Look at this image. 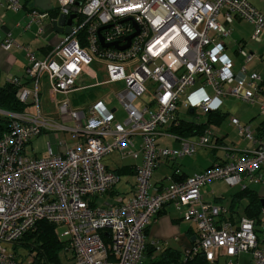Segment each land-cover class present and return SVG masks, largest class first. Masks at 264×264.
<instances>
[{
    "label": "built area",
    "instance_id": "built-area-1",
    "mask_svg": "<svg viewBox=\"0 0 264 264\" xmlns=\"http://www.w3.org/2000/svg\"><path fill=\"white\" fill-rule=\"evenodd\" d=\"M33 1L0 0V7L8 12L24 11L16 27L22 32L35 27L34 38L44 41L38 56L28 43L13 37L6 29V14H0V47H16L26 58L23 74L7 78L23 110L0 109L8 122L0 136V264L42 263L36 253L19 258L6 248L41 221L56 226L65 242L60 256L64 254L69 264H145L146 228L168 203L183 208V218L196 226L195 243L184 249V260L202 254L213 263L223 254L225 264H235L237 256L247 253L248 264H264V204L257 217L244 215L235 224L224 219V207L206 204L201 196V187L215 180L242 189L246 181L264 184L259 174L264 166V138H255L251 124L231 119L239 135L254 144L243 156L235 158L228 152L226 162L203 172L168 184H151L160 162L191 155L196 145L211 144L212 130L206 128L197 141L182 140L179 149L157 146V137L179 124L180 103L205 114L218 110L225 97L257 99L263 79L247 69L254 53L237 42L240 65L235 68L223 39L231 34L235 20H244L253 26L251 39L260 42L261 11L248 0H52L51 9L45 11L33 6ZM76 4L71 31H56L53 21L61 14L68 17ZM136 31L123 49L103 46L99 38L101 34L104 43L124 45ZM95 63L103 67L105 80L89 74ZM44 77L56 99L54 116L41 110ZM107 84L116 86V97L126 112L123 122L115 120L102 100L83 108L72 106L70 94ZM145 94L149 98L138 108L135 102ZM30 105L34 113L27 109ZM260 108L264 111L263 104ZM51 131L68 132L78 141L62 153L53 152L50 143L41 157L25 153L33 138ZM136 135L139 152L129 154L134 159L140 154L142 160L133 168L132 194L97 205L98 198L119 181L102 158L132 144ZM153 245L162 250L159 242Z\"/></svg>",
    "mask_w": 264,
    "mask_h": 264
},
{
    "label": "crops",
    "instance_id": "crops-1",
    "mask_svg": "<svg viewBox=\"0 0 264 264\" xmlns=\"http://www.w3.org/2000/svg\"><path fill=\"white\" fill-rule=\"evenodd\" d=\"M248 1L255 8L261 11V13L264 15V0H248ZM2 13L6 14L5 17L6 29L12 32V35L16 40L18 39L17 36L21 37L24 36V34L31 32V30L27 32H22L21 29L19 27H16L15 25L16 22L23 21L24 11L8 12L5 10L4 7L1 6L0 14ZM243 22L247 23V27H249L247 33L244 34L242 31L235 33V31L237 30L236 26L242 25ZM16 29L19 31L18 33L15 31ZM252 31H253V26L250 23L244 20H235L231 24V34L228 36L229 38L232 39V46H231L232 55L230 54L228 44L226 42V39L228 37L223 39V42L226 47L225 51L226 54L234 61L235 68H237L240 65V58L236 52V44L237 42L242 41L245 48L247 50H250L252 53H254L253 59L247 64V69L249 71L256 72L257 74H259L263 79V83H264V32L261 35V41H260L262 42L263 39V43L260 44V42L255 41L256 43H258L256 44L251 39ZM251 41L253 45H251L250 43ZM24 43L29 44V42H24ZM40 47L41 45H38V48ZM38 48L34 52L37 53L38 56H41V53L38 50ZM17 50L20 49L16 47H11L8 50H4L3 48L0 47V85L7 83L8 76L23 74L26 65V58L23 63L18 64V59L14 55V53H18ZM88 72L90 75H93L98 79H100L101 77L102 80L106 79V73L103 67L98 63L92 64L89 67ZM85 80L91 81L90 78H86ZM44 81L46 82L45 77L43 78L42 86L44 84ZM262 87H263L262 91L257 96L255 102H250V104L252 103L253 105L256 104L258 106L260 112L259 114H262L263 116L261 117V119L258 120V122L251 121L252 117L250 116L248 118L247 115L245 114H240V115L229 114L228 111L223 110V105H224V100L230 97L222 98L221 107L218 110L222 114H225V117L219 123L210 122L208 123V125H206V128H210L213 134L211 136L210 146L206 147V146L196 145L195 151L191 155H185L172 160L169 159L160 162L151 175V184L152 185L168 184L172 180L183 179L191 174L203 172L204 170L208 169L214 164L226 162L227 157L229 155L228 152H231L230 155H234L235 158H238L246 154L249 150H252L254 148V144L251 141H248L239 135L238 128L234 123H232L231 119L232 118L237 119L241 125L251 124L255 138L256 139L264 138V111H262L260 108L261 104L264 105V85H262ZM95 88H97V91L95 92L92 91ZM113 90L116 91V86L114 84H107L100 87L90 88L89 90H85L83 92L70 94L69 98L74 108H83L89 102L102 100L104 105L107 108H109L111 111H113V113L115 114L116 107L115 106L109 107L105 102L106 98L108 97V93ZM207 92L210 95H212V91L210 88H207ZM51 100L55 101V102L49 101V104L53 105L54 108L50 112L48 111L44 112L42 110V107L41 110L45 114L54 116V114L57 111L56 100L55 99L53 100V98H51ZM184 107L188 109L189 114H194L195 111L193 109L188 108L183 103L179 104L178 110L179 108H184ZM190 110H192V112H190ZM202 114L205 115V119L202 121H195L192 119L187 121H195L199 123L207 122V113L205 114L202 113ZM179 119L180 121L186 120L180 117ZM247 119L249 120L247 121ZM225 121L226 124L222 128V124ZM64 122L65 121H62V123ZM66 124L70 125L72 124V122L66 121ZM220 126L221 129H219ZM231 127H234V129H232ZM167 130L169 131V128H167ZM61 133H64V135L65 134L69 135L68 132H61ZM234 133L236 137L234 138V140L230 139V134H234ZM201 134L202 133L191 136H184V135L174 134L171 131H169V134L158 136L156 139V144L158 147L179 149L181 147L182 140L188 139L192 141H197ZM70 140H71L70 142H66L65 140H63L66 142V145L58 144V150L55 153H62L66 146H71L75 144L78 141V138L70 134ZM106 140L110 141L111 138L107 137ZM133 140L134 142L132 144H128V143L124 144L119 149L112 150L108 154L110 155L112 152L116 151L117 155L119 156V159L129 157L131 160H133L132 163L121 164L117 166L115 165L113 168H110L107 164H105V166L109 170L116 172L119 176V181L115 184L112 191L107 192L105 195H103V200L107 201L110 204L114 203L116 197L119 195L124 196V198H127L132 194V188L135 183V173L133 168L136 165L140 164L142 160L140 154L136 159L132 158L131 155L129 154V151L139 152L140 149V137L136 135L134 136ZM123 146L125 148L124 150H121ZM124 152L125 154H123ZM259 174L264 178V166L260 169ZM128 175L132 176L133 180L130 181L128 179H124L125 184L123 186V189L120 191L117 185L121 182L123 176H128ZM153 176H157V177L153 179ZM221 183H224L225 186L230 188L237 187V186H229L227 183L220 180L212 181L211 183H209V185L207 184L201 187L202 201L206 204L220 205L224 207L225 209L224 219L230 220L231 222L236 224L238 222L239 217L244 215L247 216L245 209L249 204L248 197L246 196L240 198L238 197L239 193L243 190L242 188L233 191L227 194L228 196H226L225 193H222L223 191L221 192ZM245 185H246V188H244L245 190H254V192L258 197L264 199V184L246 181ZM225 197H227L229 201L226 206H223L224 204L222 203ZM182 209L183 208L178 209L173 203H168L160 210L157 216L147 226L145 231L146 241L150 246L154 247L153 245L154 242H159V244L163 246L160 252H162L166 248H172L174 250L183 252L184 250L182 251L181 248L184 247V249H186L185 246L187 245L192 246L195 243L196 226L193 222L184 220L183 214L181 212ZM251 218H255V217H251ZM173 244H175L176 246H174ZM158 253L159 252L155 250V252L152 254L151 257L148 258L145 256L144 258L145 264H147L149 260L154 258ZM222 257L224 258V260H226V257L223 254H221V256L217 261L213 263L206 262L205 264H219L220 258ZM249 260H250L249 254L243 253L236 257L235 264H248Z\"/></svg>",
    "mask_w": 264,
    "mask_h": 264
},
{
    "label": "rangeland",
    "instance_id": "rangeland-1",
    "mask_svg": "<svg viewBox=\"0 0 264 264\" xmlns=\"http://www.w3.org/2000/svg\"><path fill=\"white\" fill-rule=\"evenodd\" d=\"M10 14V13H9ZM8 14V16H9ZM45 29L47 32L50 31V27L48 22L45 24ZM235 29V28H234ZM236 31L237 32H243L244 34L247 33V30H249V27H247V23L243 22L242 25L240 26H236ZM36 28L32 27L31 32H28L27 34H24V36H17V40L20 43H24V42H29L30 44V48L31 51H36V49L38 48V45H42L44 43V41L42 39L39 38H34V33H35ZM17 33L19 32L17 29L15 30ZM226 42L228 44V48L230 51V54L232 55V39L231 38H227ZM255 42V41H253ZM251 45H253L252 41L250 42ZM256 43V42H255ZM263 43V39L262 42H260V44ZM258 44V43H256ZM259 44V45H260ZM18 53H14L15 57H17L18 59V64H21L25 61V53L23 50H17ZM102 80V77L100 78ZM99 79V80H100ZM92 91H97V88L93 89ZM116 93L117 91H110L108 93V97L106 98L105 102L106 104L111 107V106H115L116 107V111L114 114L115 120L118 122H123L125 117H126V112L124 111L123 107L121 106V104L118 102V99L116 97ZM51 98H53V100L55 99L54 96L52 95V93L50 92V90H48V87L46 85V82L44 81V84L42 86V91H41V99H40V103H41V107L42 110L44 112L48 111L50 112L54 107L53 105L49 104V101H52ZM149 98L148 94H145V96H143V98H140L138 100H136L135 102V106H137L138 108H142L144 105V101L147 100ZM56 100V99H55ZM55 102V101H52ZM32 106V105H30ZM28 106V110L32 113L35 112V110L33 109V107ZM223 110L228 111L229 114H234V115H240V114H245L247 115V117L249 118L250 116L252 117L251 121H256L258 122L259 119H261L262 114H259V109L258 106L255 104L253 105L252 103L250 104V102H246V101H242L240 99H235V98H227L224 100V105H223ZM178 115L180 118L182 119H186V120H195V121H202L205 119V115H203L201 112H199L198 110L194 112V114H189L188 109L184 108H179L178 110ZM245 119V118H242ZM241 119V120H242ZM249 119H247L248 121ZM64 124H66V121L64 122ZM226 121L222 124V128L225 126ZM232 129H234V127H231ZM221 129V126L220 128ZM217 130V128H216ZM63 132V131H62ZM235 133L234 134H230V139L235 138ZM61 140H65L66 142H70V134H65L61 133V131H51V132H46L43 133L37 137H35L33 140H31L30 143H28L25 147V153L27 155L30 156H37V157H41L43 155L46 154L47 152V143L51 144V147L53 149L54 152H57L58 150V144L59 141ZM124 146L121 148V150H124ZM133 160H131L129 157L126 158H121L119 159V156L117 155L116 151L112 152L110 155L104 156L102 158V162L104 164H107L110 168H113L115 165H121V164H127V163H132ZM155 177L157 176H153V179H155ZM124 179H128L130 181L133 180V177L128 175V176H123L121 182L117 185L118 189L121 191L123 189V186L125 184ZM209 185V184H208ZM240 185H238L237 187L234 188H230L224 185V183H221V192L225 193L226 196H228L227 194L236 191L238 189H240ZM229 189V190H228ZM218 190V188H217ZM228 198L225 197L224 201L222 204H224L223 206H226L228 204ZM104 202L103 200V196L99 197L97 200V205H102ZM186 220V219H184ZM187 221V220H186ZM190 221V220H188ZM59 231L62 230V228H58ZM29 242L24 240V241H19L16 244H10V245H6V248L8 249V251H11L12 253H15L19 258L25 257L29 252L35 254L37 251L35 248H33L30 244H28ZM174 246H176L175 244H173ZM186 249L191 248V245H187L185 246ZM182 251L184 250V247L181 248ZM184 258V256H183ZM61 261L63 264H69L70 261H68V259L66 258V256L64 254H62L61 256ZM219 264H225V260L224 258H220V263Z\"/></svg>",
    "mask_w": 264,
    "mask_h": 264
},
{
    "label": "trees",
    "instance_id": "trees-1",
    "mask_svg": "<svg viewBox=\"0 0 264 264\" xmlns=\"http://www.w3.org/2000/svg\"><path fill=\"white\" fill-rule=\"evenodd\" d=\"M264 85V83H263ZM16 88L9 84L4 83L0 85V109L7 111H22L24 106L15 98ZM225 114L219 110L207 113V122L199 123L195 121L181 120L178 125L170 126L169 131L174 134L191 136L203 133L208 123H219ZM7 119L0 116V136L7 129ZM248 197L249 204L245 212L249 217H257L262 206L261 202L264 200L256 195L254 190L243 189L238 197ZM28 241L33 248L36 249V256L42 261L41 264H61V253L64 249L65 242L60 239L57 228L53 224L41 221L36 227L25 233L20 241ZM155 252L154 247L146 244L145 256L151 257ZM184 251L166 248L159 252L154 258L150 259L147 264H205L206 261L202 254L188 257L186 260L183 258Z\"/></svg>",
    "mask_w": 264,
    "mask_h": 264
},
{
    "label": "water",
    "instance_id": "water-1",
    "mask_svg": "<svg viewBox=\"0 0 264 264\" xmlns=\"http://www.w3.org/2000/svg\"><path fill=\"white\" fill-rule=\"evenodd\" d=\"M51 1L52 0H34L33 1V6L38 7L40 9H42L43 11L50 10L51 9ZM76 11H77V4L71 8V12L72 13L68 17H66L64 14H61L56 21H53V24H52L53 28L56 31H58V32H62L63 31L65 33H69L71 31V23H72L73 18L76 15ZM64 24H66L67 26L65 28H62L64 26ZM106 27L107 26H104V27L100 28V30L103 29V28H106ZM135 34H137V31L134 32L133 34L127 36L126 37L127 42L124 45H119L117 42L104 43L101 34H99V38H100V42H101V44L103 46H111L112 45V46H115V47H117L119 49H123V48L128 46L129 40ZM190 112H192V110H190ZM261 204L262 205L264 204V200H262Z\"/></svg>",
    "mask_w": 264,
    "mask_h": 264
}]
</instances>
